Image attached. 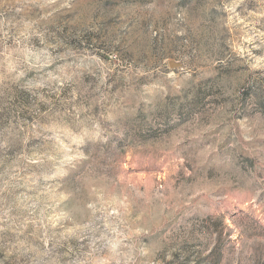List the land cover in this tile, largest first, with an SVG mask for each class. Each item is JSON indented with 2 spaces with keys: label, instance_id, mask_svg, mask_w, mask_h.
Returning <instances> with one entry per match:
<instances>
[{
  "label": "rangeland",
  "instance_id": "374dc122",
  "mask_svg": "<svg viewBox=\"0 0 264 264\" xmlns=\"http://www.w3.org/2000/svg\"><path fill=\"white\" fill-rule=\"evenodd\" d=\"M0 264H264V0H0Z\"/></svg>",
  "mask_w": 264,
  "mask_h": 264
}]
</instances>
